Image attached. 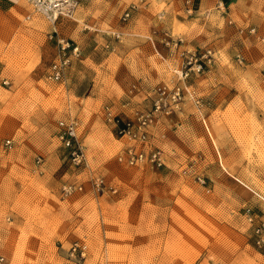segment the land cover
<instances>
[{
    "label": "rangeland",
    "instance_id": "374dc122",
    "mask_svg": "<svg viewBox=\"0 0 264 264\" xmlns=\"http://www.w3.org/2000/svg\"><path fill=\"white\" fill-rule=\"evenodd\" d=\"M88 1L55 24L24 0L0 12V264H264L253 231L264 220L253 193L264 196V69L213 53L203 74L178 81L182 58L166 37L103 33L85 20ZM57 36L81 54L52 82ZM201 81L198 95L189 85ZM175 83L194 97L158 115L147 145L117 134L112 117L135 121ZM69 120L79 165L59 139ZM129 146L161 150L164 165L118 162ZM65 184L82 189L63 196Z\"/></svg>",
    "mask_w": 264,
    "mask_h": 264
},
{
    "label": "crops",
    "instance_id": "0c3cea01",
    "mask_svg": "<svg viewBox=\"0 0 264 264\" xmlns=\"http://www.w3.org/2000/svg\"><path fill=\"white\" fill-rule=\"evenodd\" d=\"M8 2L0 0V12L10 10ZM131 5H136L131 19L119 26ZM82 10L89 25L118 38L126 34L153 43L182 37L181 50L239 51L249 67L264 69V0H90ZM176 57L181 68L182 59ZM201 85L189 86L199 95Z\"/></svg>",
    "mask_w": 264,
    "mask_h": 264
},
{
    "label": "built area",
    "instance_id": "2783aa9c",
    "mask_svg": "<svg viewBox=\"0 0 264 264\" xmlns=\"http://www.w3.org/2000/svg\"><path fill=\"white\" fill-rule=\"evenodd\" d=\"M11 2H17L21 0H9ZM32 8L33 12L40 15L46 21L55 24L60 19H74L76 11L82 4V2L88 0H24ZM136 9V5H131L123 13L121 20L123 22L130 18L131 12ZM31 16L28 15L26 20H30ZM252 31V30H251ZM52 37V36H51ZM118 38V36H116ZM165 45L170 48V50L178 51L180 57L182 58V67L177 70L174 69L173 73L177 76L178 81H185L192 75H201L204 73L205 68L212 62L213 52L211 50L203 51H191L186 49H180L184 43V38L182 37H166L164 40ZM81 52L79 46L69 40L64 38H59L57 36L56 40V54L54 60L51 62L48 69V79L52 82H61L64 77L65 69L70 65L72 58H78ZM236 59L239 63H242L243 58L240 54L236 55ZM1 83L3 85H8L9 82L2 78ZM184 95L189 98L194 97V93L184 85H179L175 83L171 88L163 86L159 88L156 92V97L153 102L151 112L141 114L137 116L134 120L123 121L120 124V120L115 116L112 120L115 123L117 134L122 138L126 137L128 140L133 142H138L142 145L148 144V132L147 128L156 123L158 120V115H170L173 111L179 109ZM108 117H111L108 113ZM59 129V139L61 140L64 148L68 150V155L70 160L79 165L85 161L84 153L77 141V123L75 120L69 121H59L57 123ZM12 146L10 139H5L4 148L10 149ZM40 162V159H38ZM118 162L127 165H137L144 162L160 168L164 165L162 151L151 147L147 151L143 149H137L135 147L129 146L120 152L118 156ZM202 184L203 180H199ZM240 183V182H239ZM97 190H103L104 183L102 180L97 179L94 183ZM82 187L65 184L62 187L63 196H69L77 191H81ZM114 192V191H113ZM261 201H264V196L253 192ZM245 215L248 222L254 223L256 216L253 214L251 208H246ZM254 236L255 245L258 248L264 247V220H259L254 226ZM72 255L78 251L80 255H84L85 246H80L79 244H74L71 247ZM3 258L0 257V263H2Z\"/></svg>",
    "mask_w": 264,
    "mask_h": 264
},
{
    "label": "trees",
    "instance_id": "16d2710c",
    "mask_svg": "<svg viewBox=\"0 0 264 264\" xmlns=\"http://www.w3.org/2000/svg\"><path fill=\"white\" fill-rule=\"evenodd\" d=\"M119 125H121V123Z\"/></svg>",
    "mask_w": 264,
    "mask_h": 264
},
{
    "label": "bare ground",
    "instance_id": "6f19581e",
    "mask_svg": "<svg viewBox=\"0 0 264 264\" xmlns=\"http://www.w3.org/2000/svg\"><path fill=\"white\" fill-rule=\"evenodd\" d=\"M212 140V139H211Z\"/></svg>",
    "mask_w": 264,
    "mask_h": 264
}]
</instances>
